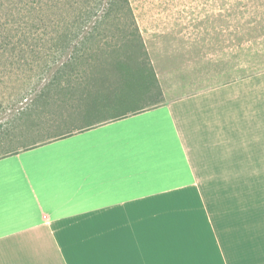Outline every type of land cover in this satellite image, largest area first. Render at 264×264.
I'll list each match as a JSON object with an SVG mask.
<instances>
[{
	"label": "crops",
	"instance_id": "1",
	"mask_svg": "<svg viewBox=\"0 0 264 264\" xmlns=\"http://www.w3.org/2000/svg\"><path fill=\"white\" fill-rule=\"evenodd\" d=\"M128 2L163 101L40 116L68 134L0 158V264H264V70L239 63L264 0Z\"/></svg>",
	"mask_w": 264,
	"mask_h": 264
},
{
	"label": "trees",
	"instance_id": "2",
	"mask_svg": "<svg viewBox=\"0 0 264 264\" xmlns=\"http://www.w3.org/2000/svg\"><path fill=\"white\" fill-rule=\"evenodd\" d=\"M121 15L129 23L118 40L111 30L120 27ZM125 47L142 49L158 91L152 106L161 104L162 92L128 0H0V83L20 71L32 72L38 84L45 82L18 99L26 104L15 109L13 120L0 122V158L67 135H41L39 118L70 114L73 97L97 90L118 94L116 81L108 75L118 72L122 52L125 59L136 58L127 55ZM24 139L26 147L12 148Z\"/></svg>",
	"mask_w": 264,
	"mask_h": 264
},
{
	"label": "rangeland",
	"instance_id": "3",
	"mask_svg": "<svg viewBox=\"0 0 264 264\" xmlns=\"http://www.w3.org/2000/svg\"><path fill=\"white\" fill-rule=\"evenodd\" d=\"M259 6L256 5L255 8L254 24H242V19L245 18H240V67L246 68L249 66L250 68H254L255 71L264 70V7L262 3H260ZM120 17H122L120 27L111 30V36L118 40L123 36V30H125V28L127 29L129 23V18L124 15ZM119 44H121V42ZM124 49H126L127 55L132 56L134 53L136 58L129 57L130 59H125V57H123L124 52H122L121 61H123V63L116 69L118 72H109L108 77L112 78V82L116 81L113 85L117 88L119 93L126 94L130 100L133 101V107H149L157 102L158 91L147 65L146 58L143 55V51L140 47H138L137 50H132L130 47H125ZM138 63L141 65H138ZM245 73L246 72H240V76L245 75ZM114 75L116 77H113ZM10 76V79L5 83H0V107L2 108H0V122H10L13 120L16 114L15 109L26 104L23 103L21 105L17 103L18 99L27 91L39 90L45 84V82L38 84V79L32 72L20 71L18 74H12ZM27 76H30L28 81L19 80V78ZM29 80L31 81L29 82ZM21 144H24L26 147L27 140H18L13 144L14 146L12 148L16 149V146ZM261 173L262 170H256V177ZM254 188L256 192L255 196H264L263 185L256 184Z\"/></svg>",
	"mask_w": 264,
	"mask_h": 264
}]
</instances>
